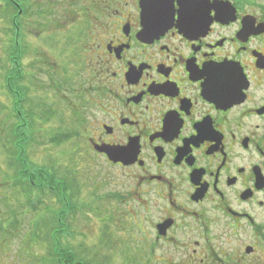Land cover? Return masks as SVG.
I'll use <instances>...</instances> for the list:
<instances>
[{
    "label": "flooded vegetation",
    "instance_id": "obj_1",
    "mask_svg": "<svg viewBox=\"0 0 264 264\" xmlns=\"http://www.w3.org/2000/svg\"><path fill=\"white\" fill-rule=\"evenodd\" d=\"M0 8L15 26L11 40L45 19L52 45L64 40L87 61L77 102L67 100L83 137L73 134L123 174L116 200L132 215L134 203L144 209L134 226L147 264H264V0H0ZM13 91L24 108V90ZM98 149L127 155L114 163ZM24 227L6 224L20 243L14 253L0 242V264H29L32 222Z\"/></svg>",
    "mask_w": 264,
    "mask_h": 264
},
{
    "label": "rangeland",
    "instance_id": "obj_2",
    "mask_svg": "<svg viewBox=\"0 0 264 264\" xmlns=\"http://www.w3.org/2000/svg\"><path fill=\"white\" fill-rule=\"evenodd\" d=\"M29 1L43 6V2L50 4L54 0ZM31 25L21 41L24 48L22 66L26 73L19 82L27 93L26 105L19 112L33 122L28 127L30 143L26 156L36 166L34 176H38L37 171L43 166L49 174L55 172L59 179L69 177L72 196L63 205L50 191L34 192L29 199L12 166L13 132L21 123L13 113L17 100L7 96L3 80L13 29L8 22V11L0 8V229H5L4 233L0 232V242L10 240L12 243L14 238L6 230V223L13 213L23 212L19 220L25 230L32 222L29 233L33 239L32 253L25 255L29 264L34 260L38 264H54L49 242L52 233L57 242L58 236L62 237L63 251L59 253H66V260L78 264H147L146 244L134 226L136 219L145 217L144 209L134 203L137 212L132 215L127 206L116 200V194L124 191L118 186L123 174L94 160L82 138L74 137L61 147L51 144L54 135L59 133L79 132L83 137L82 125L74 117L67 100L77 102L75 91L80 78L82 81L88 79L87 61L79 60L76 51L64 40H57L53 46L54 25L51 22L36 18ZM52 60L57 67L51 68ZM54 216L64 226L65 235L61 231H56L59 235L51 231L58 226L57 220L56 224L53 222ZM49 222L53 224L44 228L43 224ZM25 230L16 232L18 238L25 235ZM19 243V239L12 243V252L16 253Z\"/></svg>",
    "mask_w": 264,
    "mask_h": 264
},
{
    "label": "trees",
    "instance_id": "obj_3",
    "mask_svg": "<svg viewBox=\"0 0 264 264\" xmlns=\"http://www.w3.org/2000/svg\"><path fill=\"white\" fill-rule=\"evenodd\" d=\"M13 27V25H11ZM15 26L13 27V31H15ZM20 43L21 41L18 40H12L11 44L8 49H7V65H13V67H8L6 65V69H5V73L6 75L3 77L4 83H5V87L7 90V96L11 97V99L13 100V98H16V104L14 105L15 108H13V113H15V115L17 116V118L20 120L21 125L15 129V131L13 132L14 138L11 142V146H13V150H14V156L12 158V166L17 170V173L20 177V185L22 187V190L24 191V193L29 197V199L31 198L30 196L34 193V192H40L41 194H44L46 191H50L52 193V195L54 196V199L56 201L59 202L60 205H63L67 199L69 198V196L71 197L72 195L70 194L71 191V186L70 183H68L69 177H66L64 179H59L55 172L54 174V180H53V174H49L47 171L48 169L46 167H40V169L42 170H38V176H34L35 172V168L36 166L30 162V160L27 158L26 156V152H27V147L28 144L30 143V136L28 137L27 134L29 132L28 127H29V123H32V121H28V117H25L24 115H22V113L19 114V96L18 94H16L13 90H18L20 88V81L22 80V77L20 79L19 77V69L22 70L23 66V49L21 50L20 48ZM20 66L22 68H20ZM26 71L22 70V74H23V78L25 76ZM25 92V91H24ZM25 97L27 95V93H24ZM26 101V100H25ZM19 129H22V131L20 132ZM65 136H67L68 138H66ZM74 137H78L77 134H72V133H59V134H55L53 139L51 140V144H53L56 147H61L62 145L66 144V142H68L70 139L74 138ZM25 170H27V172H25ZM44 170V171H43ZM37 181L38 183L36 184ZM54 184V189L52 188ZM73 192V191H72ZM30 201H29V205H30ZM33 208V207H32ZM13 217L12 215H10L11 217L8 219V222L6 224H8L10 221L11 223H20V217L19 215L22 214H18V212L13 213ZM55 218L53 219L54 223L55 220H57L58 222V226L54 228H51V231L54 232L55 234H60L58 233L59 231L62 232V234L65 235V231L62 229L61 222L59 223V220L56 216H54ZM53 222H49L47 223L45 226L43 224L44 228H47V226H50L53 224ZM56 224V223H55ZM3 231H5V229H0L1 233H4ZM56 231H58L56 233ZM53 234V233H52ZM49 236V242H50V246H51V251L54 253V264H78L76 262H73V260H66V256H68L66 253L60 254L59 252L62 249V244L60 239H62L61 236H58V242H57V238L56 240H54V238ZM60 255H59V254ZM52 262V261H51Z\"/></svg>",
    "mask_w": 264,
    "mask_h": 264
},
{
    "label": "water",
    "instance_id": "obj_4",
    "mask_svg": "<svg viewBox=\"0 0 264 264\" xmlns=\"http://www.w3.org/2000/svg\"><path fill=\"white\" fill-rule=\"evenodd\" d=\"M98 151L106 153L109 159L114 163L125 161L127 155L125 152L115 149H98Z\"/></svg>",
    "mask_w": 264,
    "mask_h": 264
}]
</instances>
